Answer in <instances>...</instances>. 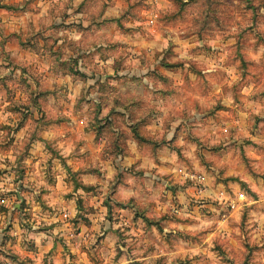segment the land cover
<instances>
[{
  "label": "clouds",
  "instance_id": "9594fccd",
  "mask_svg": "<svg viewBox=\"0 0 264 264\" xmlns=\"http://www.w3.org/2000/svg\"><path fill=\"white\" fill-rule=\"evenodd\" d=\"M0 264H264V0H0Z\"/></svg>",
  "mask_w": 264,
  "mask_h": 264
}]
</instances>
